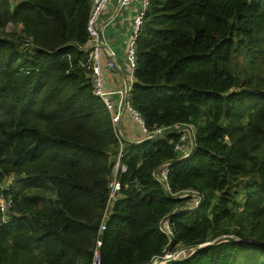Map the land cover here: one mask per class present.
Masks as SVG:
<instances>
[{"label":"trees","instance_id":"trees-1","mask_svg":"<svg viewBox=\"0 0 264 264\" xmlns=\"http://www.w3.org/2000/svg\"><path fill=\"white\" fill-rule=\"evenodd\" d=\"M89 9L0 0V264L92 262L119 144L84 52ZM133 80L146 131L190 126L194 147L179 159L180 134L126 143L100 264H151L169 237L167 252H188L173 264H264V0H149ZM166 162L163 186L152 173ZM223 236L256 245L190 255Z\"/></svg>","mask_w":264,"mask_h":264},{"label":"built area","instance_id":"built-area-1","mask_svg":"<svg viewBox=\"0 0 264 264\" xmlns=\"http://www.w3.org/2000/svg\"><path fill=\"white\" fill-rule=\"evenodd\" d=\"M134 1L135 0H117L118 8L128 7ZM136 1L138 2V9L132 18L131 40L128 45V52L126 56L127 61L131 65L132 73H133L134 64H135V39L139 33V29L142 25L145 11L149 5V0H136ZM89 2H90V9H89V14H88L87 23H86L87 42L85 43L84 52L86 54L88 63L90 65L93 92L101 100L105 108H107V110L110 112L114 135L119 144V152L116 157V162L114 166V176L110 184L111 191L107 199L108 201L106 203V207L103 213L101 223L99 225L98 237H97L95 248H94L93 255H92L91 264H100L99 248L101 246V241H100L99 236L105 230V221L110 213L111 207L113 205V201L115 200L117 196V192L120 189V184H119V181L117 180L116 175L118 171L124 172L126 170L125 166L120 164V159L123 155V149L127 143V141L125 140L119 128V123L121 121V116L123 112L127 110L132 115L133 119L139 123L142 131L147 136H152V135L159 136L162 133H165L163 131H170V130H166L163 128H157V129H154L152 132L146 131V129L144 128L142 119L140 118L138 113L131 108L129 104V95L132 89L131 86L122 87L117 90H107L105 88L103 78L101 75V68H100V55H99L100 50L105 48L108 51L111 60L108 61L107 66L110 69L115 68V64L113 61L114 56H115L114 51H112L111 48L108 47L105 40H104V43L101 41V37H103V32H102L103 24H102L101 18H102L105 8L107 7L109 3V0H89ZM111 20L112 18L109 20V22ZM25 45L28 46L29 42L26 41ZM177 128L185 129L183 132L180 133L181 135L180 138L183 136L185 137L184 139L187 138V140H189V133L186 131V129L190 128V126H179ZM191 148L192 147L190 146V143H189L188 148L184 150L183 154L178 153V149H179V142H178L177 146L175 147V152L177 155L176 157H178L179 159L188 157L191 152ZM168 166H169L168 162H166L158 168V172L152 173V176L155 179L164 183V186H167L166 178L168 175ZM195 203L196 202H194V204ZM4 206H5V209L3 208ZM11 206H12V200L8 197H5L3 193H0V213L2 214V223L7 222L8 219L6 218L10 214ZM159 230L162 233H164L166 236L171 235L167 217H164L160 221ZM170 252L171 251L166 252L164 254V256L162 257L163 261L170 260V259L184 258L188 253L186 250H177L172 253Z\"/></svg>","mask_w":264,"mask_h":264},{"label":"crops","instance_id":"crops-1","mask_svg":"<svg viewBox=\"0 0 264 264\" xmlns=\"http://www.w3.org/2000/svg\"><path fill=\"white\" fill-rule=\"evenodd\" d=\"M138 9V2L135 0L128 7L118 8L117 0H109L101 21L103 24V37L112 51H114L115 68L107 66L111 60L108 51L100 50V68L104 86L107 90H117L126 86H133V73L130 63L127 61L128 45L131 40V22ZM112 20L109 22V20ZM119 128L128 145L139 143L147 135L142 131L139 123L131 118L130 113L125 110L121 116ZM181 139V138H180ZM179 139V144L186 146L184 141ZM188 145H189V140ZM191 146V143H190ZM187 148V146H186Z\"/></svg>","mask_w":264,"mask_h":264},{"label":"water","instance_id":"water-1","mask_svg":"<svg viewBox=\"0 0 264 264\" xmlns=\"http://www.w3.org/2000/svg\"><path fill=\"white\" fill-rule=\"evenodd\" d=\"M101 41L104 43V38L103 37H101ZM184 130L185 129H183V128H176V129H173V130H171L169 132L162 133L160 136H166V135H168L170 133L180 134ZM186 131L189 133V140H190V143H191V147L193 148L194 147V138H193L191 129L187 128ZM155 138H158V137L154 136V135L147 136L144 140H142L139 143H142V142H145V141H151V140H153ZM139 143H132V144L136 145V144H139ZM177 160H175V161H177ZM171 163H173V162H168V165H170ZM159 183L164 186V183H162L161 181H159ZM191 195L194 198H197V201H196L195 205L196 206L199 205V203L201 201V196L198 195V194H195V193H193ZM181 197H185V196H181ZM179 198L180 197H174V199H179ZM171 241H172V238L169 237V243L165 246L164 250L153 260V262L151 264H173V263L182 261V258H180V259H170V260H165V261L162 260V257L167 252V249H168L169 245L171 244ZM222 242H238V243L245 244V245H252V246L256 245L255 242H253L251 240H240V239H236L234 237L223 236V237L218 238V239H216V240H214L212 242H208V243H205V244H202L200 246H197V247L193 248V250H192L190 255H193L194 253H197V252H199L201 250H204V249L213 248V247H215L216 245H218L219 243H222ZM258 245L260 247H264V243H259Z\"/></svg>","mask_w":264,"mask_h":264},{"label":"rangeland","instance_id":"rangeland-1","mask_svg":"<svg viewBox=\"0 0 264 264\" xmlns=\"http://www.w3.org/2000/svg\"><path fill=\"white\" fill-rule=\"evenodd\" d=\"M18 0H10V4H11V7L17 2ZM19 26L18 27H16V26H14L13 24H11V23H8L7 24V26L5 27V31H7V32H14V31H16V32H18L19 31ZM132 90V89H131ZM106 109V111H107V113L109 114V117H110V120H111V115H110V112L107 110V108H105ZM131 115V114H130ZM131 118H133L132 117V115H131ZM111 125H112V121H111ZM112 128H113V125H112ZM114 131V130H113ZM163 132H168V131H163ZM160 136V135H159ZM185 137H181V141H184L185 142V144H186V146H187V148H188V141H186V139H184ZM186 146L185 147H183L181 144H179V149H178V153H181V154H183L184 153V150L186 149ZM5 183H6V181H5ZM4 186V185H3ZM1 193H2V191H1ZM187 205V208H191V206H196L195 204H186ZM4 209H5V206L3 207ZM9 215H11V214H9ZM8 215V216H9ZM6 219H8V217L6 218ZM4 224V223H3ZM17 259H19L21 262H25L26 260H27V263L29 262L28 261V256H26V255H14ZM27 263H25V264H27Z\"/></svg>","mask_w":264,"mask_h":264},{"label":"clouds","instance_id":"clouds-1","mask_svg":"<svg viewBox=\"0 0 264 264\" xmlns=\"http://www.w3.org/2000/svg\"><path fill=\"white\" fill-rule=\"evenodd\" d=\"M179 127V126H178ZM190 129H191V127H190ZM171 131V130H170ZM169 132V131H168ZM191 132H192V135H193V131H192V129H191ZM196 199V201H197V198H195ZM193 204H194V202H193ZM1 216H2V214H1ZM1 222H2V217H1Z\"/></svg>","mask_w":264,"mask_h":264}]
</instances>
